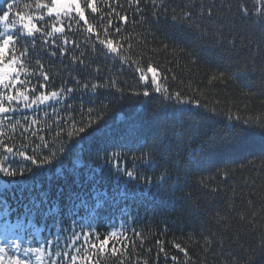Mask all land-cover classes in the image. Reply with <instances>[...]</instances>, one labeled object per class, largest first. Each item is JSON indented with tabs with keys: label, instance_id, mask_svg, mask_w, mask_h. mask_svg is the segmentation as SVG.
I'll return each instance as SVG.
<instances>
[{
	"label": "trees",
	"instance_id": "trees-1",
	"mask_svg": "<svg viewBox=\"0 0 264 264\" xmlns=\"http://www.w3.org/2000/svg\"><path fill=\"white\" fill-rule=\"evenodd\" d=\"M38 3L0 0L23 81L0 87V222L55 264H264V0H79L87 23Z\"/></svg>",
	"mask_w": 264,
	"mask_h": 264
},
{
	"label": "snow or ice",
	"instance_id": "snow-or-ice-1",
	"mask_svg": "<svg viewBox=\"0 0 264 264\" xmlns=\"http://www.w3.org/2000/svg\"><path fill=\"white\" fill-rule=\"evenodd\" d=\"M73 6L75 7V11H76V14L79 16V19L84 20L85 23H87V21L85 20L84 11L82 10V8H81L80 4L77 2V0H70V2H69V0H51V6L50 7L48 5L42 4V3L37 4L38 8L47 7V14L49 16H52L55 13L57 17H59L62 13L67 14L72 9ZM89 6L92 7L93 12L96 11V9L93 5L90 4ZM7 7H8V10L10 11L13 8V5L9 4ZM17 15L21 21L27 20L26 23L22 24V27L26 31L28 36H32L34 30L37 29V25L32 23L31 17L25 18L24 16L20 15L19 13H17ZM40 18L42 19V17H40ZM8 20H9V13H8V11H5L3 16L0 17V21H8ZM109 23H111V21H109ZM5 26L7 27V25H5ZM52 30L54 32H63L64 28H63V26H61L60 28H56L55 26H53ZM89 30H91L90 26H89ZM116 31L119 32L120 29L117 28ZM13 40H14V37L11 34H6L3 36L2 39H0V85H2L4 88H8L10 84L13 88H15L17 84L23 83V81H21L19 79L20 69L16 67L17 60H16L15 56H13V58L10 61H8L7 63H5V59H4L6 53L8 52V46L11 42H13ZM65 43H67V41H65ZM100 43L105 44V41L101 40ZM106 47L108 48L110 53H114L117 51V49L112 45L111 40H109L107 42ZM147 71L153 73V76L151 79V84L155 85V91L158 93H160L162 91L167 92V88L162 89L160 83H158L157 76L155 74L156 70L153 69L151 66H149ZM44 79L45 80L48 79L47 74H44ZM140 79L142 81L145 80V76L141 75ZM92 87L95 88L96 85H93ZM68 91L71 92L73 90L68 89ZM143 95L145 97L149 96V91L145 90L143 92ZM175 96H176V99L179 103H181V104L186 103L185 101L181 100L179 92H177L175 94ZM21 97L24 101H28V99H29L28 95H26L23 92L17 91V94L15 97L11 96V95L7 96V100L9 102H11L13 99L19 100ZM57 97H58V93L56 91H53L50 94V96L43 95L41 97H38V99L41 103H43L46 100L56 99ZM9 110H10L9 108H6L3 106V104H0V113H7ZM91 111L92 110L89 109V112H91ZM93 123L94 122H90L85 126H81L78 129H76V131L78 133H85L86 129L93 127ZM93 131H99V129H93ZM68 135L71 137L72 133H69ZM89 135H91V133H89ZM5 152L6 153H13V149L10 147H6ZM19 155L21 157H23L24 160H30L33 165L37 164V160L35 158H32L31 156L25 155L24 152H20ZM53 156H55V153H53ZM42 162L43 163H51V160L48 157H44ZM37 166L39 167V165H37ZM0 171H5L6 175H8V176L14 175V173L12 171L4 169V168H0ZM127 175L129 177H133V172L128 171ZM161 179L163 180V179H165V177H161ZM112 236L115 237L116 233H112ZM100 243H101V245H107L109 243V238L105 237V239L100 241ZM92 247L95 248L96 245L93 244ZM177 247H179V246L177 245ZM101 251H103V249H101ZM17 264H18V262H17Z\"/></svg>",
	"mask_w": 264,
	"mask_h": 264
},
{
	"label": "rangeland",
	"instance_id": "rangeland-1",
	"mask_svg": "<svg viewBox=\"0 0 264 264\" xmlns=\"http://www.w3.org/2000/svg\"><path fill=\"white\" fill-rule=\"evenodd\" d=\"M77 2L79 3V0ZM73 11L76 12L74 6L67 14ZM53 15L57 18L55 13ZM62 15L66 14L62 13L60 16ZM23 22L26 23L27 20ZM152 76L153 74H150V80ZM0 87L3 86L0 85ZM39 104L40 101L38 100L32 103L31 106H38ZM27 231L32 236L35 234L33 236L34 239H31L27 235ZM46 247L48 245L45 239H43L41 233L36 231L31 224L24 229L18 226L8 229L6 224L0 222V259H4L3 264H15L20 260L26 261L29 264H54V259L48 253Z\"/></svg>",
	"mask_w": 264,
	"mask_h": 264
},
{
	"label": "bare ground",
	"instance_id": "bare-ground-1",
	"mask_svg": "<svg viewBox=\"0 0 264 264\" xmlns=\"http://www.w3.org/2000/svg\"><path fill=\"white\" fill-rule=\"evenodd\" d=\"M54 264H55V262H54Z\"/></svg>",
	"mask_w": 264,
	"mask_h": 264
}]
</instances>
